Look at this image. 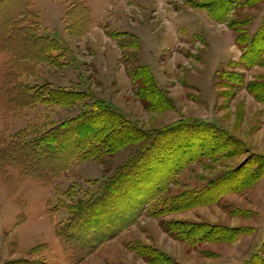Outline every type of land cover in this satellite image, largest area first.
<instances>
[{
    "label": "rangeland",
    "instance_id": "rangeland-1",
    "mask_svg": "<svg viewBox=\"0 0 264 264\" xmlns=\"http://www.w3.org/2000/svg\"><path fill=\"white\" fill-rule=\"evenodd\" d=\"M11 1L4 3L0 22L7 16H20L27 5L29 15L20 16L24 26L32 22L35 34L51 38L57 46L49 52L48 61L29 62L32 68L21 72V81L32 89L74 91L83 99L71 107L41 103L12 107L2 90L11 56L0 50V139L10 140L34 127L48 130L89 111L97 100L118 110L133 129L148 136L176 125L207 124V132L214 133V126L225 133L230 146L211 154L215 159L207 155L173 174L170 188L161 195L157 192L155 200L148 201L147 191H131L133 183L122 184L121 191H129V197L121 199L127 207L123 204L122 211L131 217L130 206L141 205L138 198L146 197L142 212L118 236L79 260L72 246L65 248L57 227L71 218L72 205L88 199L137 152L138 144L99 161H72L48 181L0 165V264H157L133 250L138 245L155 250L156 254L148 255L151 258L160 254L159 264H264V176L239 193L220 197L211 185L248 161L253 171L264 156V86L256 95L246 87L252 82L264 85V53L259 65L247 69L246 61L241 60L244 51L229 26L231 21L240 22L250 37L255 35L264 21V0L236 8L221 23L188 0ZM78 5L84 10V19L74 15ZM216 9L215 15H219L220 6ZM138 68L153 77L163 109L150 110L138 96L140 81L133 79ZM237 75L243 77V84L233 80ZM195 130H199L198 136L202 134V129ZM197 140L181 150L188 149L189 156L200 153ZM220 141L208 142L205 150ZM181 150L177 157L182 156ZM225 153L227 157H222ZM154 183L149 181L147 187ZM203 189L208 193L196 196L200 205L189 211H168L173 206L171 197L190 190L202 193ZM162 209L169 213L161 220L155 218L153 210L161 214ZM164 221L248 231L232 241L191 244L167 233Z\"/></svg>",
    "mask_w": 264,
    "mask_h": 264
},
{
    "label": "trees",
    "instance_id": "trees-1",
    "mask_svg": "<svg viewBox=\"0 0 264 264\" xmlns=\"http://www.w3.org/2000/svg\"><path fill=\"white\" fill-rule=\"evenodd\" d=\"M5 2L12 1L0 0V14L6 9ZM257 2L258 0H188L194 8L208 11L209 15L219 23L226 21L228 15L236 8L254 6ZM219 6L221 13L215 15L216 7ZM27 9V5H24L20 16L24 18L29 15ZM83 12L82 6L78 5L75 7L74 15L83 18ZM69 15L71 17L72 13ZM20 16L12 18L7 16L4 22H0V50L11 56L2 82L7 103L21 109L34 107L38 103L62 107L76 105L83 98L74 91L32 89L21 81V72L27 73L28 69L32 68L29 62L48 61L49 52L56 50L57 46L51 38L35 34L31 27L32 22L25 27V20ZM241 25L242 23L235 21L229 23L236 33V44L244 51L241 60L246 61L247 69H250L260 64L264 53V21L252 37L246 30L241 29ZM133 79L140 81L138 96L148 103L147 108L154 111L164 108L160 102L162 94L150 74L138 68L133 74ZM242 79L243 77L238 76L233 80L243 84ZM263 86L259 82L246 85L251 94H255ZM261 101L264 103V95ZM131 125L118 110L107 106L104 101L96 100L89 111H81L77 116L48 130L34 127L18 132L10 140L0 139V165L17 168L23 175L43 181H48L49 176L67 169L72 161H99L104 155L114 154L131 144H138L137 152L120 165L111 177L104 180L88 199H79L72 205L71 218L57 227L58 237L66 249L73 247L78 260L84 258L86 254L93 253L100 244L115 238L132 225L143 210L145 198L147 197L148 201L155 200L159 194L167 191L172 184L173 174H178L182 169L207 155L215 159L211 154H216L219 150H225L230 146L225 133H220L214 126H211L214 133L207 132L209 131L207 124L197 127L176 125L164 131H156L150 136L137 128L133 129L134 125ZM195 128L202 129L204 132L202 131V134L198 136L199 130L196 131ZM136 130L138 134H135ZM197 137V142H200V153L186 155L188 149L187 151L181 149L186 148ZM215 140L222 142L212 144L209 148L211 150L206 151L205 148L209 147L208 142L215 143ZM180 150L182 156L177 157ZM226 155L225 153L222 157H227ZM183 159L186 160L182 161ZM259 159L253 171L248 161L240 168L222 174L218 181L211 183L212 189L216 187L215 196L239 193L248 186L254 185L264 176V156H260ZM149 181L151 183L155 181V183L147 187ZM230 181H233V184L227 183ZM132 183L134 187L130 189L131 191L147 192L146 197L138 198L141 205L130 206L134 214L129 217V213L122 211L121 208L124 204L121 199L125 201V198L129 197L127 195L129 191H121V185L129 186ZM157 192H159L158 195ZM201 192L196 193L190 190L171 197L173 206L168 211L182 212L195 208L200 205L196 196L206 194L208 190L203 189ZM111 200H117L119 204H113ZM157 211L153 210V216L160 220L163 219L161 216L169 213L163 209L161 214H157ZM162 227L175 238L191 244L199 241H232L238 235L248 231L242 228L193 224L186 221L172 223L164 221ZM133 250L148 258L151 263L155 261L159 264L160 254L156 256L157 258L148 256L156 254L155 250L142 245L134 247ZM161 257L163 258L162 255Z\"/></svg>",
    "mask_w": 264,
    "mask_h": 264
}]
</instances>
